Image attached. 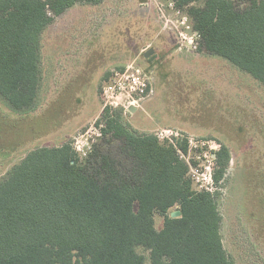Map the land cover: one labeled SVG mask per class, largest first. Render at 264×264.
I'll use <instances>...</instances> for the list:
<instances>
[{"label":"trees","instance_id":"1","mask_svg":"<svg viewBox=\"0 0 264 264\" xmlns=\"http://www.w3.org/2000/svg\"><path fill=\"white\" fill-rule=\"evenodd\" d=\"M101 1L0 0V99L31 110L42 31L74 4ZM173 2L189 16L202 52L222 56L264 87V0ZM101 118V138L84 158L69 143L40 147L0 178V264H144L138 248L151 264H234L214 196L193 186L181 157H194L187 142L174 146L130 130L121 108L105 107ZM214 157L217 184L229 150L222 145ZM174 207L180 215L172 218Z\"/></svg>","mask_w":264,"mask_h":264},{"label":"rangeland","instance_id":"2","mask_svg":"<svg viewBox=\"0 0 264 264\" xmlns=\"http://www.w3.org/2000/svg\"><path fill=\"white\" fill-rule=\"evenodd\" d=\"M130 62L150 73L153 91L123 111L124 124L138 134L170 129L174 140L193 138L187 155L194 157L186 159L197 190L209 165L203 153L226 146L230 160L208 191L221 216L222 244L234 264H264V87L222 56L202 52L189 16L173 0L79 2L53 17L40 36L35 106L14 110L0 99V178L40 147L69 143L84 158L82 149L88 154L101 138L103 121L95 122L105 107V76ZM210 167L212 176L216 162ZM162 224L154 215L155 228ZM138 252L151 264L148 251Z\"/></svg>","mask_w":264,"mask_h":264},{"label":"built area","instance_id":"3","mask_svg":"<svg viewBox=\"0 0 264 264\" xmlns=\"http://www.w3.org/2000/svg\"><path fill=\"white\" fill-rule=\"evenodd\" d=\"M151 79L150 73L134 62L110 68L102 86V99L104 100L105 107L112 109L121 108L123 111H127L130 107L139 104L152 94ZM156 137L162 141H169L174 146H176V140L174 139H179L177 132H173L170 129H161L160 132L156 133ZM185 139L189 144V149L192 148V145L195 146L193 138L186 137ZM209 147L210 150L205 151L202 155L205 161L209 162V165L205 166V170L201 173L204 182L200 184L199 188L204 191H211L212 188L210 166L215 161V147L213 145ZM82 151L85 157L87 153L83 149ZM181 157L188 162L184 155H181ZM197 157L200 158V156ZM188 164L190 166L189 162Z\"/></svg>","mask_w":264,"mask_h":264},{"label":"water","instance_id":"4","mask_svg":"<svg viewBox=\"0 0 264 264\" xmlns=\"http://www.w3.org/2000/svg\"><path fill=\"white\" fill-rule=\"evenodd\" d=\"M151 53H152L151 50H147V51L145 52L144 55L147 57V56H149ZM129 110H130V111H133L134 108H133V107H130ZM179 215H180V212H179L178 210H175V211L170 212V217H172V218L178 217Z\"/></svg>","mask_w":264,"mask_h":264}]
</instances>
